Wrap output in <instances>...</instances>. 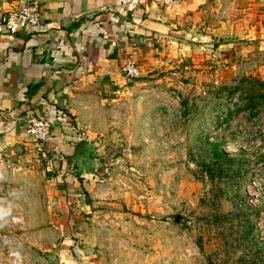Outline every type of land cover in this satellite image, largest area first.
<instances>
[{
	"label": "rangeland",
	"instance_id": "rangeland-1",
	"mask_svg": "<svg viewBox=\"0 0 264 264\" xmlns=\"http://www.w3.org/2000/svg\"><path fill=\"white\" fill-rule=\"evenodd\" d=\"M214 47L73 82L64 111L92 165L67 230L38 152L0 156V264H264V51Z\"/></svg>",
	"mask_w": 264,
	"mask_h": 264
},
{
	"label": "crops",
	"instance_id": "crops-1",
	"mask_svg": "<svg viewBox=\"0 0 264 264\" xmlns=\"http://www.w3.org/2000/svg\"><path fill=\"white\" fill-rule=\"evenodd\" d=\"M233 1L41 0L39 27L0 34V156L30 145L29 114L50 122L46 164L55 174L58 211L65 213L56 221L57 229H68L67 199L82 181L71 168L81 142L64 111L73 82L94 74L120 79L130 54L143 71L165 56L215 45H228L241 57L263 52L264 23L247 13L251 8L243 1ZM259 1L249 0L255 7L264 5ZM16 4L2 0L0 9ZM254 14L264 19V9L256 7Z\"/></svg>",
	"mask_w": 264,
	"mask_h": 264
},
{
	"label": "built area",
	"instance_id": "built-area-1",
	"mask_svg": "<svg viewBox=\"0 0 264 264\" xmlns=\"http://www.w3.org/2000/svg\"><path fill=\"white\" fill-rule=\"evenodd\" d=\"M165 5L173 4L176 0H162ZM41 24V0H17V4L7 10L0 9V34L14 35L19 31H29ZM122 75L133 78L139 74L132 54L128 55L121 68ZM26 132L30 137V145L45 160L49 161L47 143L50 138L51 124L48 120L29 114L25 119ZM10 264H31L26 262L22 253L11 250L8 253Z\"/></svg>",
	"mask_w": 264,
	"mask_h": 264
},
{
	"label": "water",
	"instance_id": "water-1",
	"mask_svg": "<svg viewBox=\"0 0 264 264\" xmlns=\"http://www.w3.org/2000/svg\"><path fill=\"white\" fill-rule=\"evenodd\" d=\"M88 147L86 143L81 142L77 148L76 153L71 160V168H76L77 171L83 176L86 175L88 167H91L92 160L87 155Z\"/></svg>",
	"mask_w": 264,
	"mask_h": 264
},
{
	"label": "trees",
	"instance_id": "trees-1",
	"mask_svg": "<svg viewBox=\"0 0 264 264\" xmlns=\"http://www.w3.org/2000/svg\"><path fill=\"white\" fill-rule=\"evenodd\" d=\"M226 157V154H223Z\"/></svg>",
	"mask_w": 264,
	"mask_h": 264
}]
</instances>
